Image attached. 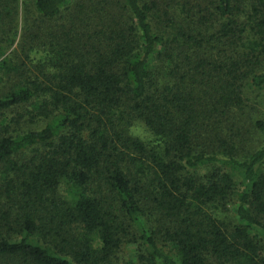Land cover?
<instances>
[{"label": "trees", "instance_id": "1", "mask_svg": "<svg viewBox=\"0 0 264 264\" xmlns=\"http://www.w3.org/2000/svg\"><path fill=\"white\" fill-rule=\"evenodd\" d=\"M262 108L264 0H0V264H264Z\"/></svg>", "mask_w": 264, "mask_h": 264}, {"label": "rangeland", "instance_id": "2", "mask_svg": "<svg viewBox=\"0 0 264 264\" xmlns=\"http://www.w3.org/2000/svg\"><path fill=\"white\" fill-rule=\"evenodd\" d=\"M262 110L264 111V108H262L261 111ZM132 133L135 136H137L140 139H142L143 141H145V142H149L152 139L151 136H150V134L147 132V130L141 124H137L133 128ZM132 262H133V260L130 257V253L129 252H126L124 254V257L121 260V263L120 264H135V263H132Z\"/></svg>", "mask_w": 264, "mask_h": 264}]
</instances>
